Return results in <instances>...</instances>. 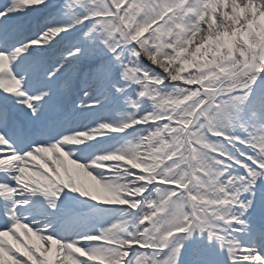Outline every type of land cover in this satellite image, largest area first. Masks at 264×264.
<instances>
[{
	"label": "snow or ice",
	"instance_id": "obj_1",
	"mask_svg": "<svg viewBox=\"0 0 264 264\" xmlns=\"http://www.w3.org/2000/svg\"><path fill=\"white\" fill-rule=\"evenodd\" d=\"M0 264H264V0H0Z\"/></svg>",
	"mask_w": 264,
	"mask_h": 264
}]
</instances>
